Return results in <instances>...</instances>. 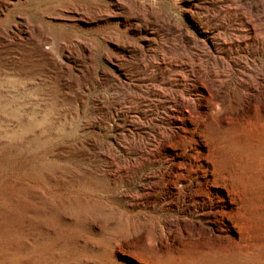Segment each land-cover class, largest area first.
Segmentation results:
<instances>
[{
    "label": "rangeland",
    "instance_id": "1",
    "mask_svg": "<svg viewBox=\"0 0 264 264\" xmlns=\"http://www.w3.org/2000/svg\"><path fill=\"white\" fill-rule=\"evenodd\" d=\"M255 1L0 0V264H264Z\"/></svg>",
    "mask_w": 264,
    "mask_h": 264
},
{
    "label": "bare ground",
    "instance_id": "2",
    "mask_svg": "<svg viewBox=\"0 0 264 264\" xmlns=\"http://www.w3.org/2000/svg\"><path fill=\"white\" fill-rule=\"evenodd\" d=\"M264 0H256L253 4H251L252 5V7L254 8V9H258V8H260V7H262V6H264ZM232 4H237V1H233L232 2ZM261 9V8H260ZM259 9V10H260ZM263 9V8H262ZM70 11H72V10H70ZM263 11V10H262ZM67 12H68V10H67ZM76 12H77V10H76ZM65 15V14H64ZM68 16H72V15H69V14H67ZM66 15V16H67ZM76 15V14H75ZM62 17V16H61ZM63 18H66V17H63ZM62 18V19H63ZM250 18H248V17H246V20L248 21ZM243 21H245V19H244V17H243V15L240 13V22L241 23H243ZM22 25L23 26H25L24 24H23V22H22ZM249 26L251 27V29L253 30L254 28H253V26L249 23ZM22 28V27H21ZM22 32H24V33H26L25 32V30H24V28L23 29H21V33ZM45 41H49V38L46 36V35H43L42 36V39H41V41H40V46H41V49H43L44 50V48H43V46H42V43L43 42H45ZM249 40H248V38L247 37H245V36H242L241 37V43L242 42H245L244 44H246L247 42H248ZM253 41V40H252ZM222 42H223V44H226V45H231V42H232V40H228V41H226V40H222ZM65 48H68L67 46H64ZM54 48V47H53ZM51 51V50H50ZM64 51H66V49H64ZM229 52V51H228ZM227 52V53H228ZM174 60V59H173ZM160 61H161V63L162 64H164V65H166L168 62H174V61H171L170 60V58H169V60H168V58H166V57H161L160 58ZM165 66H163V68H164ZM179 78H182L183 77V75H177ZM262 78V77H261ZM139 80H144V78L143 77H140L139 78ZM167 80H169L170 81V79H169V77H167ZM238 80V82H242V80L241 79H237ZM249 81H250V84H249V87L250 88H252L254 91H255V94L256 93H258V92H260V89L259 88H257L256 86H255V84H254V80H252V79H248ZM262 80H264L263 78H262ZM161 93V92H160ZM254 97V95L251 97V98H253ZM264 100V99H263ZM263 103H264V101H263ZM167 137V136H166ZM159 226V225H158ZM170 228H171V225L169 224V223H166L165 225H161L160 227H159V229H157V231H156V242L158 243V244H160V243H163V239L165 238H167L168 237V232L170 231ZM172 229V228H171ZM197 230V229H196ZM213 231V230H212ZM170 233V232H169ZM148 239H149V237H148ZM147 239V243H148V241H150V240H148Z\"/></svg>",
    "mask_w": 264,
    "mask_h": 264
}]
</instances>
